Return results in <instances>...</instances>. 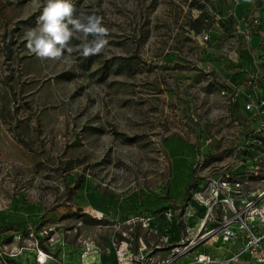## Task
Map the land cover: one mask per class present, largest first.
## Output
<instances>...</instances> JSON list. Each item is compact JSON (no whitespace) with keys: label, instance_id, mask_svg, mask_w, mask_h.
I'll use <instances>...</instances> for the list:
<instances>
[{"label":"rangeland","instance_id":"rangeland-1","mask_svg":"<svg viewBox=\"0 0 264 264\" xmlns=\"http://www.w3.org/2000/svg\"><path fill=\"white\" fill-rule=\"evenodd\" d=\"M211 2L72 0L108 45L85 58L74 36L51 60L23 39L47 0H0V264L39 249L56 264H171L214 247L207 179L235 167L245 130L221 89L231 75L264 96V50L253 58Z\"/></svg>","mask_w":264,"mask_h":264},{"label":"built area","instance_id":"built-area-1","mask_svg":"<svg viewBox=\"0 0 264 264\" xmlns=\"http://www.w3.org/2000/svg\"><path fill=\"white\" fill-rule=\"evenodd\" d=\"M197 1L207 5L208 0ZM232 1L236 4L239 0ZM226 15L233 18L234 30L238 35L249 39L257 33L260 23L257 14L244 18L231 8ZM215 18L223 21L224 17L216 12ZM209 37V33L204 32L203 39L209 40ZM231 53L237 55L235 49ZM252 71L248 82L255 86L259 72L257 67ZM224 87L221 94L230 105L229 108L242 103L248 113L243 116L244 120L255 122V126L245 128L242 133L237 147L241 154L235 167L207 179L208 192L205 199L208 218L213 227L205 231L201 238L220 244L240 241L241 250L223 259L214 258L208 253H196L187 264H235L241 253L256 263L264 264V96L243 94L240 85L232 81L224 83ZM251 187L254 188L248 190Z\"/></svg>","mask_w":264,"mask_h":264},{"label":"clouds","instance_id":"clouds-1","mask_svg":"<svg viewBox=\"0 0 264 264\" xmlns=\"http://www.w3.org/2000/svg\"><path fill=\"white\" fill-rule=\"evenodd\" d=\"M75 11L72 0H47L37 26L23 37L29 52L40 59L58 60L76 36L81 40L78 47L83 57L100 54L108 45V29L102 18L95 14L75 16Z\"/></svg>","mask_w":264,"mask_h":264},{"label":"crops","instance_id":"crops-1","mask_svg":"<svg viewBox=\"0 0 264 264\" xmlns=\"http://www.w3.org/2000/svg\"><path fill=\"white\" fill-rule=\"evenodd\" d=\"M211 5L213 6V8H215L219 11H222V13H224V14L226 12H228V10L233 8L237 15L244 17V18L246 16L251 15V14H257L259 16V19H260L258 31L256 34H253L252 36H250L249 39L245 40V43H244L242 48L247 49L252 54L253 58L255 55L259 56L260 53L263 52L264 45L262 43V40L264 38V0H239L236 4H234L232 0H212ZM230 18L233 19L232 17H230ZM240 50H241V48L239 49V52H240ZM229 54H230L229 55L230 58H237L238 57V55H233L231 52ZM255 60L257 61V59H255ZM233 64H234V62H233ZM237 65L238 64H236L232 68H234V70H236V67L238 68ZM258 65H254V67L258 68ZM250 67H247V68L243 67V68L249 69L247 71H248V73H250L251 72L250 69H252V70L254 69L253 67L252 68H250ZM229 81L237 83V80L235 81V77H233L231 75H230V77L225 79V84ZM249 93H251L250 89H249ZM251 95H253V93H251ZM236 107H238L239 111L242 112L241 115H239L240 117L248 114L244 110L242 103H238L236 105ZM234 110L236 113V111H237L236 108H234ZM253 126H255V122L245 121V126H243V127L248 129V128H251ZM242 131H244V130H242ZM241 137H242V134H241ZM189 178H190V175H188V173L186 172L179 179H175V180L178 182V181H180V179L189 180ZM21 224H22V222L20 221V219H18V221H16V220L10 221V222L5 223V225H2V226L11 225V226L16 228V227H19ZM17 229H19V228H17ZM213 243H214V247L211 245H205L203 248V251H201V252L208 253L212 257L217 258V259H223L225 257H229V256L233 255L234 253H238L241 250L240 241H230L226 244H220L218 242H213ZM196 253H199V252L194 250V254H196ZM21 256H22V254H21ZM189 261H190V259L185 260L183 258H180L176 262L171 263V264H187ZM48 262H47V264H56V263H53L50 261H48ZM35 264H36V262H35ZM235 264H260V263H256L252 258L241 253L238 256V259L235 262Z\"/></svg>","mask_w":264,"mask_h":264},{"label":"bare ground","instance_id":"bare-ground-1","mask_svg":"<svg viewBox=\"0 0 264 264\" xmlns=\"http://www.w3.org/2000/svg\"><path fill=\"white\" fill-rule=\"evenodd\" d=\"M199 190H200V189L197 188V191H194V193H195V199H196L197 203H200L199 200H198V198H197V195L199 196V193H198ZM204 208H206V206H205ZM199 220H200V222L203 224L205 218H204V217H201ZM26 250H27V249H26ZM33 251H34V250H33ZM82 251H84V250L82 249ZM120 251H121V250H120ZM120 251H119V252H120ZM27 253H30V252L27 250ZM83 253H84V252L81 253L82 256H83ZM33 254H34V260H35L36 264H47V262L50 261L49 259H51V256H50V255L46 254L45 252H43V251L40 250V249H39V250H36ZM30 255H31V254H30ZM31 257H32V256H31ZM120 257H121V260H122V258H123V256H122V252H120ZM81 259H82V257H81ZM52 262H53V261H52ZM48 263H49V262H48ZM53 263H54V262H53ZM81 264H85L84 259L81 260Z\"/></svg>","mask_w":264,"mask_h":264}]
</instances>
